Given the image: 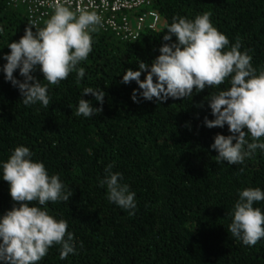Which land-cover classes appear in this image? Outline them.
<instances>
[{
    "label": "trees",
    "instance_id": "1",
    "mask_svg": "<svg viewBox=\"0 0 264 264\" xmlns=\"http://www.w3.org/2000/svg\"><path fill=\"white\" fill-rule=\"evenodd\" d=\"M149 8L162 17L158 30H146L134 42L102 29L93 33L92 51L80 64L84 78L77 81L70 73L49 85L48 107L25 106L0 72V162L16 147H28L73 194L47 208L68 222L76 254L60 260L61 246L54 245L39 264H264V239L245 246L227 230L238 191L264 190V153L257 150L243 165L216 162L214 137L230 133L227 125L209 129L203 124L205 117L214 119L205 99L213 88L163 103H135L131 97L138 85L122 82L127 70H138L140 61L150 65L169 43L163 35L173 17L194 19L203 13L210 14L229 46L239 41L259 72L264 68V0H152ZM29 22L24 5L0 0V57L10 53L8 43L18 42ZM5 63L0 58V66ZM33 75L47 83L39 71ZM14 76L23 80L19 70ZM85 87L106 93L102 106L91 94L82 97L103 109L91 118L75 115ZM109 164L136 194L134 215L109 202L106 187L99 186ZM15 203L0 175V216ZM255 207L264 210V201Z\"/></svg>",
    "mask_w": 264,
    "mask_h": 264
},
{
    "label": "clouds",
    "instance_id": "2",
    "mask_svg": "<svg viewBox=\"0 0 264 264\" xmlns=\"http://www.w3.org/2000/svg\"><path fill=\"white\" fill-rule=\"evenodd\" d=\"M101 27L102 18L95 11L77 13L70 7L56 5L43 27L30 21L19 41L8 43L10 53L0 57L6 61L0 72L6 82L19 90L25 106L39 103L48 107L49 85H58L70 73L76 74L77 81L84 78L85 68L80 64L88 59L92 34ZM163 41L169 43L159 48L160 54L150 65L140 61L138 70L129 69L123 74V83L135 81L138 85L132 93L133 102L163 103L169 98L192 97L194 89L199 93L213 88L205 99L214 119L205 117L203 124L209 129L227 125L230 133L214 137L211 149L217 153L216 162L243 165L257 150L264 153V68L258 72L252 66V56L240 50L239 41L229 46L228 38L214 27L209 13L194 19L173 17ZM17 70L23 80L14 76ZM37 71L47 83L33 75ZM142 73H146L143 80ZM88 94L101 106L104 104L106 93L101 88L85 87L76 116L91 118L102 112V107H94L82 98ZM112 167L106 166L99 186L106 187L109 202L134 215L136 194L122 182V173L113 172ZM0 175L9 184V194L16 202L0 216V264H39L54 245L61 246L60 260L76 254L68 222L56 219L47 208L49 202H67L73 195L60 176L50 175L44 163L34 160L25 146L16 147L6 161L0 162ZM261 201L264 190L243 188L229 213L231 223L227 230L245 246H255L264 239V210L255 207Z\"/></svg>",
    "mask_w": 264,
    "mask_h": 264
},
{
    "label": "built area",
    "instance_id": "3",
    "mask_svg": "<svg viewBox=\"0 0 264 264\" xmlns=\"http://www.w3.org/2000/svg\"><path fill=\"white\" fill-rule=\"evenodd\" d=\"M12 5H24L29 20L37 27L54 13L56 5L70 7L74 12L95 11L103 22V31L112 32L123 41L134 42L146 30H158L161 15L149 7L152 0H9Z\"/></svg>",
    "mask_w": 264,
    "mask_h": 264
}]
</instances>
